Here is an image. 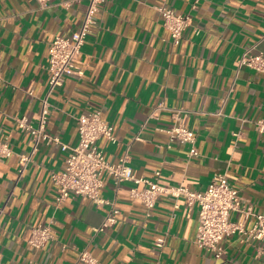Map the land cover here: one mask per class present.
Returning a JSON list of instances; mask_svg holds the SVG:
<instances>
[{
  "label": "crops",
  "instance_id": "crops-1",
  "mask_svg": "<svg viewBox=\"0 0 264 264\" xmlns=\"http://www.w3.org/2000/svg\"><path fill=\"white\" fill-rule=\"evenodd\" d=\"M0 0V264H85L83 249L102 264H264L260 241L230 235L217 258L196 242L198 207L185 197L161 194L151 214L130 195L136 184L116 187L104 177L101 195L120 210L118 221L100 230L111 205L73 195L58 203L52 175L67 151L41 142L19 177L20 156L34 145L16 118L38 122L49 89V44L81 25L87 0ZM166 4L190 17L174 44L157 9ZM264 53V0H107L76 63L83 74L67 76L50 95L46 131L62 143L79 141L78 117L101 109L118 142L98 140L106 158L126 153L137 177L203 191L226 173L254 210L264 214V72L240 66L243 52ZM182 122L196 135L191 145H170L167 129ZM137 137H139L137 139ZM142 187V185H139ZM232 218L243 220L240 213ZM253 219H248L250 227ZM41 223L56 238L43 248L28 239ZM164 239L161 247L156 245Z\"/></svg>",
  "mask_w": 264,
  "mask_h": 264
},
{
  "label": "built area",
  "instance_id": "built-area-1",
  "mask_svg": "<svg viewBox=\"0 0 264 264\" xmlns=\"http://www.w3.org/2000/svg\"><path fill=\"white\" fill-rule=\"evenodd\" d=\"M42 7H48L51 0H38ZM82 0H66V5H71ZM107 0H87L86 11L80 27L71 35L59 34L54 36L49 44L50 73L49 89L42 99L40 117L36 124L26 117L16 118L20 129L31 133L34 139L32 151L20 156L19 177L24 174L27 165L32 162L33 154L37 151L41 142L47 144L57 143L67 151L63 168L52 175L54 183L59 188L58 203L65 201L73 195L84 196L99 205L110 204L102 227L111 226L118 221L120 210L101 195L104 186V177L110 176L116 187L119 188L125 181L136 184L130 189V195L142 202L149 216L156 206L161 194L172 197H185L190 208L198 207V229L196 235L197 244L204 250L212 252L219 258L224 253L221 246L222 240L230 235H238L241 241H260V254L264 256V214L258 213L250 201L242 197L239 190L233 187L226 173L214 179L203 191H194L184 185L167 186L158 181L160 172H156L154 179L135 176L126 153L118 161L108 160L104 151L100 148L98 140L106 137L112 143L118 142L113 126L103 117L101 109H95L83 113L78 117L79 141L75 146H68L46 131L48 114L50 111L49 97L55 89L63 85L65 78L74 74H83L76 61L81 54L82 47L89 34L94 31L98 23V15ZM164 26L170 31L174 44H179L184 31L190 25V17L177 12L166 4L157 7ZM254 47L247 48L239 59L240 66H247L259 72H264V53L254 52ZM4 80L0 71V83ZM256 130L264 137V118L255 121ZM169 135L170 145L174 142L188 143L191 145L190 156H197L195 147L196 135L194 131L182 122L175 123L166 130ZM139 137H137L138 139ZM9 148L0 143V155H6ZM142 185V187H139ZM4 207H0V213ZM234 213H240L243 220L236 221L232 218ZM253 219L250 227L246 225L248 219ZM56 238L55 232L49 223H41L32 229L28 239L29 244L35 249L43 248L49 241ZM163 238L156 241L161 247ZM79 261L85 264H102L87 249H83L78 255Z\"/></svg>",
  "mask_w": 264,
  "mask_h": 264
}]
</instances>
